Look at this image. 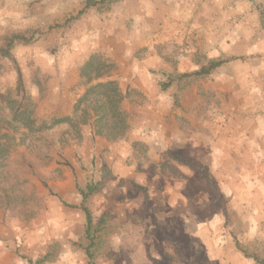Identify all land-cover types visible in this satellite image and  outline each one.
<instances>
[{
	"label": "rangeland",
	"instance_id": "rangeland-1",
	"mask_svg": "<svg viewBox=\"0 0 264 264\" xmlns=\"http://www.w3.org/2000/svg\"><path fill=\"white\" fill-rule=\"evenodd\" d=\"M85 1L0 0V43L44 32L13 49L23 101L0 57V264H90L72 207L89 183L92 264H257L242 250L264 260V162L252 150L264 140V0H107L66 24ZM93 56L114 67L93 82L120 75L125 104L91 93L72 117L41 119L43 84L87 92ZM213 60L232 61L181 78ZM175 157L207 166L215 186Z\"/></svg>",
	"mask_w": 264,
	"mask_h": 264
},
{
	"label": "trees",
	"instance_id": "trees-1",
	"mask_svg": "<svg viewBox=\"0 0 264 264\" xmlns=\"http://www.w3.org/2000/svg\"><path fill=\"white\" fill-rule=\"evenodd\" d=\"M106 1L107 0H86L83 8L78 12V14L74 18L68 19L66 21V24H69L72 21L79 19L89 9L96 7L99 4H104ZM58 27L60 26L59 25L51 26L49 27V31L53 30L54 28H58ZM43 34L44 32L40 30H33L30 32H25V33H16L11 36L4 37L0 43V57L9 60L14 65V68L17 72V82H16L15 92L17 96L18 95L22 96V101L26 98V93H25L26 88H25V83L23 80V74L13 54V49L17 45H31L35 43L36 41H38L42 37ZM96 60L97 58L93 56L89 60V62L86 63V65L81 71V77L85 79L87 83H90L93 80L99 79L101 77L107 76L111 71L114 70V67L111 66L110 64H107L106 62L96 63ZM232 60L210 61L207 65L201 67L199 70L195 72L183 74L181 78L203 77V76L210 75L214 70L224 66L225 64L229 63ZM159 85L161 86L162 90H165L169 87V84L159 83ZM99 91H103V93ZM91 93H98V95H102V96L104 95V97L109 96V98H111L112 103H114L113 105H115V109H117L116 106L119 105L125 99V96L121 94L115 82L101 83L96 86H92L86 92L82 100H84ZM112 115H114V112ZM61 121L62 120H59L57 121V123H60ZM64 121H69V119H66ZM97 122L106 124L108 122L106 115L99 114ZM175 159L183 165L190 166L195 172H197L205 180H207V182L209 183L211 187L215 186L214 177L212 175V172L209 170L207 166H198L194 164L193 162L187 161L181 157H175ZM45 187L48 188L46 184H45ZM98 190H99L98 183L87 184L85 189H82L80 191V194L82 196L81 204L79 206H72L74 208L81 210L85 215V219H86L85 234H86V238L88 239V245L84 248V251L89 259L90 264H92V260L94 259L93 252H94V249H96L98 242H97L96 237L94 236L93 218H92L91 211L89 209V199ZM105 223H106V219L103 218L101 222L98 224L96 228V232L102 231V227ZM242 252L245 254L247 258H253L257 264H264V260H262L258 256L249 254L248 252L243 251V250ZM49 258H50V255L47 254L41 259H38L36 261L27 259V263L28 264H46L47 262H49Z\"/></svg>",
	"mask_w": 264,
	"mask_h": 264
},
{
	"label": "crops",
	"instance_id": "crops-1",
	"mask_svg": "<svg viewBox=\"0 0 264 264\" xmlns=\"http://www.w3.org/2000/svg\"><path fill=\"white\" fill-rule=\"evenodd\" d=\"M108 80V82H115L121 94L125 96L124 93L127 82H117L120 81V75L114 73ZM93 81L90 83L86 82V84L89 86H96L101 83H108ZM78 83L80 84L81 82H47L43 84V86L47 85L48 89L46 97L41 100V104L39 103L37 109L38 116L41 117V119L72 117L75 111L74 107L77 105V100H81V97L86 94L85 90L83 91L78 88ZM37 95L39 101V88H37ZM125 102L126 99L123 100V104H125ZM59 111L63 116L59 114ZM259 133L260 135H264L263 131H259ZM252 150L256 152L254 156L257 161L260 160V162H264V140L260 139L259 146L254 143Z\"/></svg>",
	"mask_w": 264,
	"mask_h": 264
}]
</instances>
